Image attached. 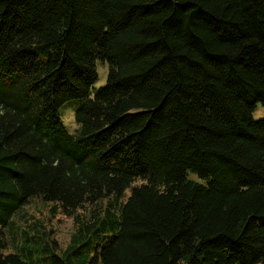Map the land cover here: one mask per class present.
I'll use <instances>...</instances> for the list:
<instances>
[{
    "label": "trees",
    "instance_id": "trees-1",
    "mask_svg": "<svg viewBox=\"0 0 264 264\" xmlns=\"http://www.w3.org/2000/svg\"><path fill=\"white\" fill-rule=\"evenodd\" d=\"M259 105L264 0H0V264H264Z\"/></svg>",
    "mask_w": 264,
    "mask_h": 264
},
{
    "label": "rangeland",
    "instance_id": "rangeland-1",
    "mask_svg": "<svg viewBox=\"0 0 264 264\" xmlns=\"http://www.w3.org/2000/svg\"><path fill=\"white\" fill-rule=\"evenodd\" d=\"M97 68L99 74L98 85H100L106 82L109 65L99 61ZM254 116L256 119L264 118V105L257 107ZM64 119L71 131H74L78 126L75 123V115L72 109H68L65 112ZM14 221L16 228L19 226L21 229L31 232H50L61 248H65L70 243L75 230V220L72 216L65 214L53 202H48L38 197L32 198L25 204L16 213Z\"/></svg>",
    "mask_w": 264,
    "mask_h": 264
}]
</instances>
